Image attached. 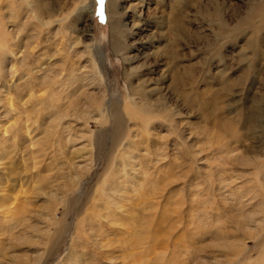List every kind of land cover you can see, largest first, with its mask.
Returning a JSON list of instances; mask_svg holds the SVG:
<instances>
[{
    "label": "rangeland",
    "instance_id": "374dc122",
    "mask_svg": "<svg viewBox=\"0 0 264 264\" xmlns=\"http://www.w3.org/2000/svg\"><path fill=\"white\" fill-rule=\"evenodd\" d=\"M105 6L59 28L92 70L83 116L32 109L19 64L0 81V135L34 128L0 136V264H264V0H119L120 51Z\"/></svg>",
    "mask_w": 264,
    "mask_h": 264
},
{
    "label": "bare ground",
    "instance_id": "6f19581e",
    "mask_svg": "<svg viewBox=\"0 0 264 264\" xmlns=\"http://www.w3.org/2000/svg\"><path fill=\"white\" fill-rule=\"evenodd\" d=\"M118 1L106 0L105 10L110 21L112 45L120 51L121 45L118 37L121 36V27L123 25L120 15L122 18L124 15L119 14ZM89 2L90 0H73L67 4L62 0H54V2L43 7L39 0H0V81H5L6 78L13 79L18 71L17 64L25 67L26 72L22 75L24 77L27 76V78L24 82L21 81L20 83L18 81V83H14L16 91L19 93L24 88L27 93L30 92V98L33 96L31 91L36 93L44 92V95H34L36 102L31 107L36 110L35 107L39 105L42 106V110L54 113L53 122H58L59 120L60 123V119L67 118L71 114L76 117L83 116L91 104V101H87L88 98L95 97L94 89L91 88L92 84H85L86 87L84 85V82L88 79V72H92V70L87 68L89 65L87 66L83 60L81 61L82 56L79 55L74 47L71 51H68L65 43L66 39H63L64 33L59 31V28L64 30L66 27H70L71 24L68 25L65 22L73 13H75L74 17H70L72 19L68 20L69 22L71 21L72 25L75 22H79V19L86 23L89 18ZM4 7L8 11L7 15L1 13ZM174 21L173 19L172 22ZM7 23H9V27L6 26ZM28 23H31L32 30H25L23 33L22 31ZM51 24H58V26L56 25L58 29L48 28L46 33L43 34V26L49 27ZM58 32H61L60 37H56ZM90 46L89 43L87 48ZM91 52L89 51V54ZM45 56L46 60L42 62ZM89 59L94 65L92 68L96 69L99 65L94 55L91 54ZM25 68L23 69L25 70ZM33 69H35V72ZM92 83L96 84L94 80ZM82 98L85 101H82ZM7 101L5 116L12 114L14 111H24L21 110V107L16 108L11 102L12 99L8 98ZM124 118L120 113L116 114V112L110 115V148L106 155L112 152V147L128 136H125ZM130 119L135 121L138 118ZM147 123L149 124L150 122ZM33 129L25 127L20 134L18 133L19 128L15 130L11 125L4 127L0 136L7 140L8 138L5 134L11 131V133L13 132L12 138L16 137L23 140L29 138L28 136H30L29 134L32 133ZM30 140L32 142L35 141L33 137H30ZM27 141L29 140L27 139ZM96 141H98L97 137ZM242 157L241 159H243Z\"/></svg>",
    "mask_w": 264,
    "mask_h": 264
},
{
    "label": "snow or ice",
    "instance_id": "6c2138e0",
    "mask_svg": "<svg viewBox=\"0 0 264 264\" xmlns=\"http://www.w3.org/2000/svg\"><path fill=\"white\" fill-rule=\"evenodd\" d=\"M104 2H105V0H99V3H100L101 5H103ZM100 15H101V17L103 16V11H102V9H101V11H100Z\"/></svg>",
    "mask_w": 264,
    "mask_h": 264
}]
</instances>
